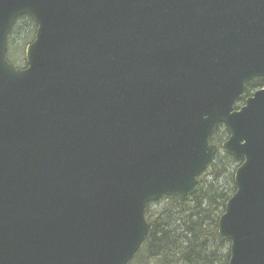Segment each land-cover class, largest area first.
Masks as SVG:
<instances>
[{"label": "water", "instance_id": "1", "mask_svg": "<svg viewBox=\"0 0 264 264\" xmlns=\"http://www.w3.org/2000/svg\"><path fill=\"white\" fill-rule=\"evenodd\" d=\"M35 23L25 65L15 20ZM264 0H0V264H127L145 210L241 163L227 264H264Z\"/></svg>", "mask_w": 264, "mask_h": 264}, {"label": "trees", "instance_id": "2", "mask_svg": "<svg viewBox=\"0 0 264 264\" xmlns=\"http://www.w3.org/2000/svg\"><path fill=\"white\" fill-rule=\"evenodd\" d=\"M34 33V21L28 15L19 16L11 27L8 49L16 42L14 35L17 34L24 53ZM260 81L262 86L263 78L248 82L245 95L260 85ZM227 135V128L221 124L214 129L210 141L219 149L200 174L199 188L194 194L182 198L163 196L147 205L148 231L128 264L228 263L229 241L218 234L217 223L225 202L235 190L233 174L241 159H234L220 147Z\"/></svg>", "mask_w": 264, "mask_h": 264}, {"label": "rangeland", "instance_id": "3", "mask_svg": "<svg viewBox=\"0 0 264 264\" xmlns=\"http://www.w3.org/2000/svg\"><path fill=\"white\" fill-rule=\"evenodd\" d=\"M14 38L16 39L15 43H12L8 49L10 60H14L16 65L22 66L24 61V53L22 41L19 40V35L15 34ZM21 54V55H20ZM20 57V58H19Z\"/></svg>", "mask_w": 264, "mask_h": 264}, {"label": "flooded vegetation", "instance_id": "4", "mask_svg": "<svg viewBox=\"0 0 264 264\" xmlns=\"http://www.w3.org/2000/svg\"><path fill=\"white\" fill-rule=\"evenodd\" d=\"M259 78H261V79L263 78V81H264V77H257V78H254V79L250 80L249 82H253V81H255V80H259ZM247 83H248V82H247ZM247 83H246V84H247ZM261 83H262V82L260 81V83H259L260 85H256L257 87L251 89L250 92H249L247 95H245V93L243 92V95H245L244 99H245L246 97L252 95L253 92L256 91L257 89L263 88V87H264V84L261 86ZM246 84H245V85H246ZM244 91H245V88H244ZM241 99H243V96H242Z\"/></svg>", "mask_w": 264, "mask_h": 264}]
</instances>
